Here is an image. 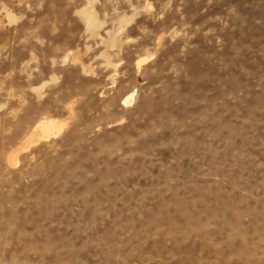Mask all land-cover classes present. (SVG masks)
<instances>
[{
    "label": "rangeland",
    "instance_id": "374dc122",
    "mask_svg": "<svg viewBox=\"0 0 264 264\" xmlns=\"http://www.w3.org/2000/svg\"><path fill=\"white\" fill-rule=\"evenodd\" d=\"M0 264H264V0H0Z\"/></svg>",
    "mask_w": 264,
    "mask_h": 264
},
{
    "label": "bare ground",
    "instance_id": "6f19581e",
    "mask_svg": "<svg viewBox=\"0 0 264 264\" xmlns=\"http://www.w3.org/2000/svg\"><path fill=\"white\" fill-rule=\"evenodd\" d=\"M132 98V94H129V95H127L125 98H124V100H123V102H129L130 101V99ZM55 123L53 122V121H42V122H40L33 130H32V132L30 133V136L32 137V136H34L35 135V133H36V131L37 130H42V131H46V130H48V129H50V128H52V127H55ZM22 144H24V143H22ZM24 146V145H23ZM19 150L20 149H22V146H20L19 148H18ZM17 149V150H18Z\"/></svg>",
    "mask_w": 264,
    "mask_h": 264
}]
</instances>
